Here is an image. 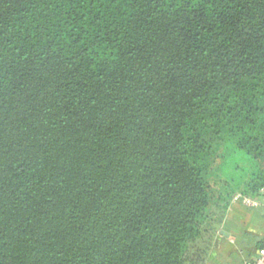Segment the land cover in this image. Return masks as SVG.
Listing matches in <instances>:
<instances>
[{
	"label": "trees",
	"instance_id": "obj_1",
	"mask_svg": "<svg viewBox=\"0 0 264 264\" xmlns=\"http://www.w3.org/2000/svg\"><path fill=\"white\" fill-rule=\"evenodd\" d=\"M264 190V0H0V264H207Z\"/></svg>",
	"mask_w": 264,
	"mask_h": 264
},
{
	"label": "crops",
	"instance_id": "obj_2",
	"mask_svg": "<svg viewBox=\"0 0 264 264\" xmlns=\"http://www.w3.org/2000/svg\"><path fill=\"white\" fill-rule=\"evenodd\" d=\"M250 207L232 202L216 235L207 264H246L253 261L264 235V198Z\"/></svg>",
	"mask_w": 264,
	"mask_h": 264
},
{
	"label": "built area",
	"instance_id": "obj_3",
	"mask_svg": "<svg viewBox=\"0 0 264 264\" xmlns=\"http://www.w3.org/2000/svg\"><path fill=\"white\" fill-rule=\"evenodd\" d=\"M232 202H239L242 203L243 205L250 207H257L259 205L258 199H254L248 196H243L241 194L236 195ZM246 264H264V235L261 241V245L258 248L256 258L251 262H247Z\"/></svg>",
	"mask_w": 264,
	"mask_h": 264
},
{
	"label": "rangeland",
	"instance_id": "obj_4",
	"mask_svg": "<svg viewBox=\"0 0 264 264\" xmlns=\"http://www.w3.org/2000/svg\"><path fill=\"white\" fill-rule=\"evenodd\" d=\"M238 194H239V193H238ZM238 194H237V195H238ZM261 196H263V198H264V191L261 193Z\"/></svg>",
	"mask_w": 264,
	"mask_h": 264
}]
</instances>
